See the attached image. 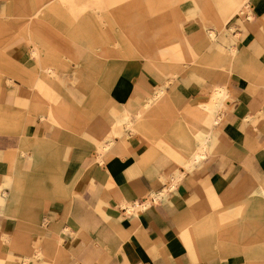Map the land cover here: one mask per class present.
<instances>
[{
	"label": "crops",
	"instance_id": "crops-1",
	"mask_svg": "<svg viewBox=\"0 0 264 264\" xmlns=\"http://www.w3.org/2000/svg\"><path fill=\"white\" fill-rule=\"evenodd\" d=\"M230 1L204 0V14L185 12L186 18L195 24V29L188 30L186 35L191 37L200 29H213L223 17L221 11L224 14L236 0H232V4ZM56 3L49 0L29 9L25 16L27 29L32 32L33 18L46 17L48 12L77 18L80 9L76 3L69 4L67 11L58 7L64 3ZM195 4L200 7L202 0H187L180 8L187 11ZM249 4L252 16L246 11L238 13L231 21L233 31L219 33L210 43L205 40L201 45L193 43L189 47L188 66L180 67L182 89H178L177 82L166 86L179 72L171 77L166 72L159 79L150 78L154 90L148 87L139 92V99L135 98L123 108L125 116H113L109 128L104 125L98 128L109 138H119L105 162L98 158L100 139L88 132L89 128L82 133L85 144H74L76 140L71 132L47 124L42 117L35 123L26 122L22 135L0 133V182L4 185H0V264H23V258L29 255L28 264H244L242 245L235 241L220 243L217 252L221 253V259L201 257L194 249V242L185 243L182 239L179 224L189 214L196 218L217 210H241L240 225L254 221L264 224V0H251ZM44 31L40 26L34 29L35 34ZM75 43L88 48L85 43ZM180 43L187 41L182 39ZM10 49L8 55L30 67L8 64L9 58L1 56L0 93L4 74L10 68L20 71L24 79L16 80V85L20 82V88L27 93L10 86V100L21 104L20 109H27L20 117L29 120L37 116L40 108L28 109L37 97L28 78H50L54 93L51 108L63 123L69 119L75 128L69 109L62 103L64 96L55 86V75L45 73L39 52L33 51L35 47L32 53L39 63L38 70L33 68L36 72L31 69L29 53H21L19 47ZM83 55L85 62L91 64V56L87 57V52ZM156 59L150 58L146 67L156 69ZM82 72V77L73 84L68 83L75 93L67 94L79 107L87 103L92 85L99 82L97 76ZM140 75L127 69L112 97L126 103ZM163 87L171 98L180 97L181 100L176 101L181 107L186 103L198 105L193 119L183 121L184 126H181L182 134L197 130L196 138L186 151L172 153L188 160L193 151L199 149L205 134H209L210 139L206 157L200 163L189 170L182 165L180 173H187L176 191L169 190L165 199L150 201L135 214L123 207L122 202L149 199L150 192L145 196L140 194L160 191L158 174L167 176L173 171L169 172L167 166L170 158L159 154L161 149L151 141L152 136L161 134L155 125L149 136L143 135L145 138L137 133L123 139L119 127L127 117L136 118L152 103L153 94ZM219 88H224L226 93L221 100L225 103L221 110L220 102L212 105L208 101L210 92L211 97L220 96L216 92ZM203 100L207 102H200ZM2 107L0 117L8 118ZM216 118L220 119L219 123L214 122ZM22 136L38 140L29 145L26 140L21 143ZM214 140L220 151L208 158ZM20 144L31 148L20 159V164L13 165L15 173L20 169L24 172L20 183L25 194L20 193L16 178L10 177L14 174L7 158L9 153L19 150ZM32 154L35 157L31 159ZM194 167L197 168L193 171ZM245 229L241 227V232ZM248 230L253 231V226L249 225ZM202 231L193 227L183 234L185 238L194 235L198 238L204 234ZM238 237L244 234L239 233ZM35 251L41 256H36Z\"/></svg>",
	"mask_w": 264,
	"mask_h": 264
},
{
	"label": "rangeland",
	"instance_id": "rangeland-1",
	"mask_svg": "<svg viewBox=\"0 0 264 264\" xmlns=\"http://www.w3.org/2000/svg\"><path fill=\"white\" fill-rule=\"evenodd\" d=\"M46 1L49 0H0V57L9 58L8 64H13L20 68H29L30 66L22 65L17 62L16 59L14 60L13 57L8 55L11 53L10 48L19 47L21 53H29L31 57V69L34 68L38 70V57L32 53V49L35 47L38 50V46L36 45L45 47L46 50L43 49L42 52L43 66H45L43 68L48 76L55 75V86L59 94L64 96L62 103L66 104V107L69 109V113L75 123V128L71 126L69 119L64 120L65 125L56 123L54 117L50 115L55 114L54 111H51L50 102L45 101L43 104L37 97L28 108L30 110H38L40 108V112L38 110L37 116L29 120L20 117V114L27 109H20L18 105L21 104L17 101L15 103L11 102L10 86H15L16 90L19 89L27 93L25 89L23 90L20 88L22 85L20 82H22L21 80L24 78L22 77L20 79L19 77H13L5 73L3 76V88L0 93V109H3L2 106H4L6 109V117L8 118L0 117V133L22 135V127L26 122L35 123L37 119H40L39 117H42L41 119L48 122L47 124L71 132L72 137L76 140L73 142L74 144H85L82 133L89 128L88 132L100 139L97 150L99 146H103L104 143L108 144L111 139L118 140V138H109L106 134L102 135V130H98V128L103 125L109 128V120L113 116H125L126 112L123 108L128 106L135 98L139 99V92L142 90L144 91L148 87L154 90L149 82L150 78L159 79V76L166 72L168 77H171L175 72H179L173 81L170 80L166 83V86H171L172 83L177 82L178 89H182L179 81L182 79L183 72L180 67L185 65L187 68L188 66L187 54L189 53V47L193 43H200L199 45H201L205 40L207 43H210L217 39L219 33L224 34L228 31H233L234 27L231 25V21L234 17L230 20H228V18L236 14L238 9V5H234L229 7V13L226 12L227 9L224 11V14L223 11H221L223 17L219 23H216L213 29L207 31L200 29L189 37L186 35V32L190 29H195V24L193 21H189L186 18L185 12L190 14L197 11L204 14V0H202V5L200 7H197L195 4L193 8H189L187 11L180 8L182 3L187 0H63V2L61 0H56V4L64 3L63 6H58L61 11H67L69 9V4L76 3L80 9L77 18L74 19L71 14H53L48 12L47 16L42 18L41 23L42 25L45 24L47 30L43 33L34 34V32L27 29L25 16L29 9H33V7H37ZM250 1L251 0L242 1L243 4H247L243 7L242 12H249L251 17L252 9L249 8ZM240 12L241 11L238 13ZM226 20H228V22L225 23L226 28L220 29L219 25ZM198 34L201 35L199 36ZM182 39H186L187 43L182 45L180 43ZM73 42H81L88 45L86 52L87 57L90 58L91 56L92 58L91 64H87L83 56H76L75 53H72L74 50L71 48ZM104 51L106 55H104ZM153 56H158L156 59V69L154 70L146 67L148 60L150 58L152 59ZM181 57L183 59H181ZM80 68H82V70L79 72ZM127 69L134 70L142 75L137 78L126 103H120L112 96L118 85L121 84L120 81ZM82 71H87L88 75L92 74L97 76L99 82L92 85L87 103L83 107H79L67 94L75 93L73 87L69 84H73L79 76L82 77L84 75ZM143 73H145V75ZM44 78L40 77V81L38 80L40 86L43 87L42 93L45 97L53 99L51 87L53 84L51 82L52 80L48 81L47 78ZM16 80L20 81L19 86L16 85ZM165 87L157 90H164L162 96L170 94L169 92L168 94L166 93ZM29 88L32 90V87ZM45 89H48V91H45ZM30 90H28V92ZM50 93L52 97H50ZM172 94L175 95L174 93ZM176 99L181 100L180 97ZM176 99L171 98L168 105L161 110L159 109V112L150 111L148 113L151 116H148L146 119H148L151 124L155 125L158 128L157 130L161 133L160 135H155L156 140L164 136L167 129L181 130V126H184L185 123L183 121L193 119L192 115L195 114L194 109L198 105H187L186 103L184 107H181V104H179ZM222 99L223 97L220 96L211 97L210 92L208 101H211L212 105H216ZM200 102L207 101L203 100ZM24 106L26 107V105ZM226 108L223 109L221 113L222 116ZM153 110L156 109L154 108ZM138 121L139 117L137 115L136 118L129 116L125 119V122L121 123L119 130L123 139H126L129 134L138 133L133 132V130L129 128L130 123L137 124ZM221 124H223V121ZM150 127L153 128L151 125ZM172 131L173 130L170 132ZM23 140H26L30 145V143L37 142L38 139L22 136L21 143ZM62 141L64 142L65 140L63 139ZM46 142L48 141L46 140ZM56 144L59 145L58 142H56ZM212 145L208 158L213 157L215 153L220 151V148L216 144V140H214ZM113 147L114 144L112 145V148ZM22 151H24V153ZM26 151H31V148L28 145L25 146L20 144L18 151L11 152L7 156L11 161V169L14 174V176L10 177L16 178V184L21 194H25L24 187L20 183V180L23 179L22 174L24 172L19 168L20 172L18 170L15 173L13 171V165L16 163L20 164V159ZM159 154L170 158L171 162L167 163V166L169 171L173 172L167 173V175H170V177L172 175H179L182 163L186 160H183L184 158L179 157L175 152L169 154L161 150ZM33 156L32 154L30 158L32 159ZM17 159L19 160L17 161ZM196 168L197 167H194L193 171L196 170ZM186 173L187 172L178 179L175 185H171L173 181L165 176L166 173L158 174L160 183L157 189L176 191V189L173 188L180 184V181L186 176ZM0 185L4 187L3 182H0ZM161 187L163 188L161 189ZM149 192L150 191H145L140 194V196L148 195ZM165 194L160 197V200L166 198ZM150 200L152 201L153 198ZM135 202L138 203L139 201ZM122 206L127 208L129 212L135 214H138L137 212L142 207L139 206L133 209L132 200L122 202ZM143 208L144 207H142V209ZM240 212L241 210H217L216 213L212 212L211 214L200 215L196 217L197 219L193 214H189L185 217L186 220L181 221L179 224V226H182L180 227L182 239H184V231H191L193 227L201 228L204 234L198 238L196 237L195 239L197 240L194 241V249L198 251L201 257H217L221 259V253L217 252V250L220 249V243H233L235 241V243L242 245L241 251L243 256L245 254L244 257L246 259H244V264H264V224L254 221L249 224L243 223L240 225ZM249 225L253 226V231L248 230ZM241 227L246 229L241 232ZM239 233H243L244 237H238ZM19 248L22 249L21 247ZM38 254L41 256L39 252ZM29 261L30 255L27 261L26 256L22 260L23 264H28Z\"/></svg>",
	"mask_w": 264,
	"mask_h": 264
},
{
	"label": "bare ground",
	"instance_id": "bare-ground-1",
	"mask_svg": "<svg viewBox=\"0 0 264 264\" xmlns=\"http://www.w3.org/2000/svg\"><path fill=\"white\" fill-rule=\"evenodd\" d=\"M242 1L243 0H236L235 3L233 2L232 6L238 5V9L236 11V14H234L233 16L228 18V20H230L231 18L235 17L238 14L239 11L242 12L243 7H245L247 5L245 2H244L245 4H243ZM226 12L229 13V8L226 10ZM228 20H226L225 22H221V24L219 25L220 29H225L226 28L225 23H227ZM41 23H42V17L33 18V20H32V32H34V29H36L39 26L41 28H44V30L46 31L47 28H46L45 24L42 25ZM36 46H38L37 47L38 50L35 48V50H33V51L39 52V55H40V57L42 59V52H43V49H45V47H41L39 45H36ZM71 48L74 49L72 51V53L73 54L75 53V55H77V56H84L83 54L86 52V49H87L84 46H82L80 44H77L75 42L72 43ZM152 58L156 59V58H158V56H153ZM43 67H45V66H43ZM6 73H8V75H12L13 77H19L20 79L23 77V74L20 71H18L17 69L10 68ZM26 78H28V77H26ZM47 80L51 81L50 78H47ZM39 81H38L37 78H35V80H33L31 77L28 78V82L33 84V89H34L35 95L43 102V104H44L45 101H49L50 104L52 105V98H48V97H45L43 95V93H42L43 87L40 86ZM216 92L220 96L226 97V93H225V89L224 88H219V89H217ZM162 94H164V90L156 91L153 94V98H152L153 102L151 104L146 105L140 111V113L138 114V117H139L138 123L137 124H134V123H130L129 124V128L131 130H133V132H138L139 134H142V135H145V136H149L150 131H151L150 129H152L150 127V125L153 126V124H151L149 122V120L146 119L148 116H151L148 113L150 111H158L159 112V109L161 110V109L165 108L168 105V103L170 102V98H171L170 95L162 96ZM50 97H52L51 93H50ZM223 105H225V103L223 101H220V103H219L220 110L223 108ZM154 108L156 110H153ZM51 111H53L52 108H51ZM50 115L52 117H54V121L56 123L64 124L63 120H61L56 113L55 114H50ZM214 122L215 123H219L220 119L216 118V120ZM165 128H167V127H165ZM101 133H102V135L106 134L103 131H101ZM196 134H197V130H195V129L194 130L191 129L186 134H182L181 130L173 131V133H172V132H170V129H167L164 136H161L160 139L156 140L155 139V135H154V136H152L151 141L155 145H157V147L159 149H161L163 151H166L169 154L172 153L173 151H175V152H177L179 154V153H182V151H186L187 150V147L190 146V144L192 143L193 139L196 138ZM107 137H109V136L107 135ZM121 138H122V136H121ZM209 139H210V135L209 134H205V138L200 140L201 144H200L199 149L193 151L194 153H193L192 158H190V159L186 160L184 163H182V165L184 166V168L186 170H189V169L193 168L194 165H197L198 163H200L206 157L207 143L209 142ZM118 140H119V138H118ZM118 140H112L111 139V140H109L108 144L104 143L103 146H99V148H98V152L100 153V155L98 157L99 161H101V162L105 161L106 155L108 154V152L110 150H112V145L113 144L115 145ZM183 175H184L183 173H180L179 175H172L171 177H170V175H167L166 177H169L171 179V181H173V182H171V185H175L177 183L178 179L180 177H182ZM173 189H176V187H174ZM167 192L168 191H166V190H160V191H153L152 190V191H150L149 195H151V196H149L150 197L149 199L145 200L146 203H144V205H142V207L145 206V205L148 206V204L151 201L150 199L153 198L155 201H157V199H160V197L163 196ZM136 204H137V202H136ZM142 207H141V209H142ZM195 238H196L195 235L194 236H189L187 238L184 237V241H185V243L194 242ZM35 254L37 256H39L38 252H36V251H35ZM28 258L29 257H26V261L28 260Z\"/></svg>",
	"mask_w": 264,
	"mask_h": 264
},
{
	"label": "built area",
	"instance_id": "built-area-1",
	"mask_svg": "<svg viewBox=\"0 0 264 264\" xmlns=\"http://www.w3.org/2000/svg\"><path fill=\"white\" fill-rule=\"evenodd\" d=\"M152 201H155L154 199ZM144 203H146L144 200L142 201H139L137 204L136 202H133V209L136 208V207H139V206H142L144 205ZM147 205L143 206V207H146Z\"/></svg>",
	"mask_w": 264,
	"mask_h": 264
}]
</instances>
